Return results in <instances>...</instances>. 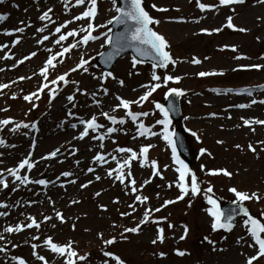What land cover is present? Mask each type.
<instances>
[{"label":"rangeland","instance_id":"1","mask_svg":"<svg viewBox=\"0 0 264 264\" xmlns=\"http://www.w3.org/2000/svg\"><path fill=\"white\" fill-rule=\"evenodd\" d=\"M142 3L159 21L151 26L167 41L166 50L174 63L154 69L138 62L133 67L128 54L116 62L109 76L93 62L108 46V21L117 14V0L115 5L112 0H97L95 17L82 19L75 17L89 7L87 0L80 5L76 0H0V16L4 17L0 20V85H6L0 87V121L10 118L9 124L0 125V140L4 141L0 145V179L7 184L0 185V213H5L0 215V249H4L0 264H19V259L25 264H67L68 260L73 264H246L256 255L259 246L248 231L250 223H244L248 217L237 218L229 230L213 231L214 218L208 209H216L207 197L217 204L238 201L229 191L232 188L255 193L256 197L241 202L264 224V125L255 123L264 121V2L221 5L219 0H200L213 6L203 11L196 0ZM45 12L48 18L41 20ZM228 17L232 28L227 27ZM89 23L96 26L91 34L99 39L78 43L87 34ZM57 27H61L60 33L55 31ZM20 28L23 31H16ZM70 31L76 35L56 42ZM13 40L18 42L13 45ZM70 45L76 46L59 55ZM49 56L55 57L54 66H49L41 79L40 70ZM81 60L87 63L78 68ZM254 64L262 67H250ZM153 71L161 78L171 75L180 79L166 84L161 79L162 86L147 100L139 101L147 86L157 82L151 79ZM201 72L210 74L198 75ZM64 74L65 81L52 83ZM44 84L47 88L40 91ZM170 88L180 89L183 95L178 96L179 120L168 115V132L173 141V128L182 131L192 157L190 165L176 152L173 158V143L163 138L164 125L156 123L163 119L156 104L164 106ZM32 93L38 98L26 101L24 97ZM117 97L137 103H130L128 109L117 108ZM128 112L148 115L133 121ZM92 117L100 127L89 129L80 138L84 131L80 121ZM244 120L250 123L245 125ZM141 123L148 129L144 135L140 134ZM110 127L115 131L108 133ZM142 146H150L144 155H140ZM118 148L137 154V159L121 170L130 173L124 183L115 179V173L108 175L131 155L118 152ZM201 148L206 150L203 154ZM57 149L56 155L50 156ZM97 154L104 160H94ZM26 158L33 167L18 168ZM152 161H156L158 174ZM179 161L196 175L201 189L196 196L189 192L180 200ZM14 168L21 178L27 176L28 182L21 184L8 172ZM221 169L231 175L211 174V170ZM64 172L70 175L63 176ZM42 177L45 184L34 183ZM185 179L190 184V175ZM82 184L87 186L82 188ZM208 187L211 193L204 191ZM137 196L148 199L137 201ZM166 200L175 202L162 207ZM146 210L148 222L140 224ZM56 212L62 214L63 221ZM32 219L38 226L29 228L26 225ZM138 224L137 232L125 231ZM16 225L20 231H5ZM158 229L163 230L164 239L153 244ZM260 235L264 238V233ZM181 236L185 238L181 240ZM49 238L57 245L70 246L76 256L69 257L67 249L64 254L53 252L45 243ZM108 240L113 243H105ZM177 250L185 255H177ZM253 264H264V257Z\"/></svg>","mask_w":264,"mask_h":264},{"label":"snow or ice","instance_id":"2","mask_svg":"<svg viewBox=\"0 0 264 264\" xmlns=\"http://www.w3.org/2000/svg\"><path fill=\"white\" fill-rule=\"evenodd\" d=\"M89 7L86 9V11H84L81 16L75 17V19H82L84 17H92L94 18L96 15V3L97 0H87ZM113 4L115 5L116 0H112ZM197 2V6L203 11L206 7H213V6H208L205 5L203 3H200V0H196ZM244 0H219V3L221 5H228V4H233V3H243ZM262 2H264V0H262ZM85 3V0H76V4L80 5ZM153 7H155V5H153ZM157 10H162V11H166V9H157ZM51 11V10H49ZM116 13L118 14L117 16H114L112 18V20H109L108 23H112L113 21H116L118 23H127L128 21L133 22L131 28L129 29V34L127 35L126 39L130 42H135V51L137 52V55L143 56V55H147L149 54V50L151 52V54H153L155 56V58L157 59L158 63H154L153 64V68H164L166 67L169 63H174V61L172 60L171 56L169 55V52L166 51L165 49L167 48V41L165 40V38L157 33L156 31L153 30L152 27H150V25L152 24H158L159 21L154 20L147 11H145L144 7L142 6V0H130L128 6L126 8H120V7H116L115 8ZM48 18V13L45 12L40 19L41 20H45ZM4 17L0 16V20H3ZM228 23H227V27L232 28L233 24L231 23V17H228ZM65 25H62L61 27H64ZM61 27H57L55 29V31L57 33H60L61 31ZM96 26H94L92 23L88 24V31L87 34L83 35L82 40L78 41V43H84L87 44L88 41L93 40V39H99V37H94L91 33L92 31H94V28ZM98 27H104V25H99ZM240 31H245L244 29H239ZM16 31H23L22 28L20 29H16ZM37 31H42V29H38ZM202 31H207V30H202ZM213 31H219V29H214ZM9 35L11 33H8ZM76 35L75 31H70L68 32L66 35H60L59 36V40H57L56 42L59 43L60 41H64L67 39L68 36H74ZM102 35H104L102 33ZM44 40H47L48 37L45 36L43 37ZM18 41L17 40H13L12 43L13 45H15ZM111 42V37L108 36L107 39L105 40V43H110ZM76 45H70L67 48L63 49L62 53H59V55H63V53H66L69 51V49L71 47H75ZM235 50V49H233ZM32 56H35L36 53H32ZM30 57H25L24 59H29ZM55 60L54 56H49V58L47 59V61L45 62V67L42 68L40 70V74L42 76L46 77L47 74V68L49 66H54L53 65V61ZM193 63H199L198 60L193 59L192 61ZM87 63V61L85 60H81L80 63L77 65L78 68H83V66ZM138 63V61L136 60V58H133V67L136 66V64ZM250 67L252 68H256V69H260L262 66L259 64H254L251 65ZM76 69H72V71H75ZM85 71L87 69H84ZM210 73H205V72H201L198 75L200 76H206L209 75ZM67 74L64 75H60L59 77H57L56 80H53L52 83L56 84L57 80L59 81H65V77ZM107 75H112L111 73H108ZM21 79H24V77H21ZM151 79L153 81H157L156 83L151 84L148 87V90L144 92V94L139 97V101H145L147 100L152 92H154L157 88H160L162 85L160 83L161 79H163L164 84H166L168 81H172V80H176L178 81L180 78L179 77H173L171 75H164L163 78H161L160 76L156 75L155 71L152 72V77ZM121 83H123L121 81ZM0 87H6V85H0ZM44 88H47V84H44L41 86L40 91H43ZM169 92L174 93L177 96H181L183 95V92L180 89L177 88H170ZM52 95V93H50V96ZM32 97H37V93H32L30 96H25L24 99L26 101H30L32 99ZM68 100H72L73 97L69 96L67 98ZM117 99L119 100V104L116 106L117 108L119 107H123L124 109H128L130 103H137V101H127L124 100L122 98L117 97ZM255 103V101H253ZM261 103H264V101H261ZM35 107V105H33ZM239 107H245V105H239ZM156 108H158L160 110V112L163 114V119L161 120H157L156 123L157 124H161L164 125V131H163V138L169 143L172 144V138L169 135L168 132V125L170 123L169 118H168V112L167 110L164 108L163 105H160L159 103L156 104ZM129 116L132 117L133 121L136 120L137 116H147L148 113L146 112H141V113H132V112H128L127 113ZM103 115H105L108 119H110L113 123H116V118L112 117V116H108L107 113H104ZM10 121L9 120H3L0 121V125H7L9 124ZM81 124L84 125V131H82L80 133V138H83L84 136H86L88 134L89 129H91L92 131H95L98 127H100V125H98L96 123V119L95 117H92L91 119L88 120H81L80 121ZM119 123H124L123 120H120ZM250 123V121L248 120H244V124L248 125ZM255 123L258 124H262L264 125V121H255ZM20 125H17V127H19ZM24 127H27V125H24ZM32 127H35V125L33 124ZM72 127H76L75 124L72 125ZM141 132V135H144L148 132V129L143 125V123H141L139 125ZM108 133H111L113 131H115V129L113 128H108L107 129ZM153 135H155V133H153ZM193 136L196 135V133H192ZM100 139H103V136L100 137ZM4 143L3 140H0V145H2ZM218 143H220L218 141ZM148 147L150 146H142L140 149V155H144L145 153H147L148 151ZM237 147H239V145H237ZM249 149L254 151L255 149L252 147V145H249ZM59 151L58 149L52 153H50V156H55L56 152ZM118 152L120 153H131V155H129L127 157V159H124L122 162H118L117 163V167L114 170H109L108 175L109 176H113V174L115 173V179L119 180L121 183H124L125 181V177L126 176H130V173H123L121 170L124 169L126 166H128L130 164V161L137 159V154L135 152H133L132 149H128V148H118L117 149ZM206 150L201 148L200 152L201 154H203ZM29 155H31V153H29ZM173 158L176 159L175 157V148L173 147ZM94 160L97 161H103L104 157L100 154H97L94 158ZM113 159H116V157H113ZM141 164H143V161H140ZM78 163V162H77ZM180 167L177 168V172H179V182L177 184V187L180 189V193L181 195L177 197L178 200L183 199V197L185 195H187L189 192L191 193L192 196H196L200 191V187H199V183L197 180V177L194 173H190V169L188 168V166L186 164H184L183 161H179ZM25 165H27V167L29 169H31L33 167V165L29 162V160L26 158L24 160H22L18 166V168H24ZM152 167H153V171L154 173L158 174L156 172V161H152ZM17 171L18 169H8V172L16 177L17 180L20 181L21 184L28 182V177L24 176L23 178H21L20 176L17 175ZM89 172H92L93 169L89 168L88 169ZM218 172H223L224 175L226 176H230L231 173L227 172L226 170H211V174H217ZM63 176H69L70 173L68 172H64L62 173ZM190 175V184L186 183V177H188ZM97 180L100 179L99 176L96 177ZM149 181H145V183H148ZM34 183L37 184H45L46 181L44 180H36L34 181ZM89 183H91V181H89ZM131 184L135 185V180H131ZM0 185H3L4 187H7V184L5 183V181L3 179H0ZM86 184H82L81 187H86ZM15 190V189H14ZM132 191H135V188H132ZM206 193H211L212 192V188L208 187L206 190H204ZM229 191L235 193L236 199L238 201H245V200H249L252 199L254 197H256L255 193H252L251 195L238 191L235 188L229 189ZM96 195H99V193H97ZM258 198V197H257ZM148 198L147 197H141V196H137L136 200L137 201H146ZM208 199V203L210 205L213 206V208H215L216 210L213 211L212 208L208 209L210 215L213 216V223L211 225L213 231L217 230L218 228H223L226 230H229L232 227L231 221H232V217L228 216L224 219V221H222V217L223 214L219 211L218 208H216V201L214 199H212L211 196L207 197ZM175 201H170V200H166L164 202L163 206H166L168 204L174 203ZM3 206V205H0ZM129 207H132L131 205ZM155 211H159V209H156ZM240 211L248 217L247 220L244 221V223L247 225L250 223V227L248 228V231L251 233V237L254 240L255 244L259 246L258 251L256 253V255L251 256L247 261L246 264H253V261H256L258 258L260 257H264V238L261 237V233H264V224L260 223L257 219L253 218L252 216L249 215L248 211L244 208H240ZM0 215H5V213H0ZM122 215H128V213H122ZM150 213L146 210L143 216V219L140 221V224H145L146 222H148V218H149ZM56 216L57 218H60L61 221H63V217L62 214L60 212H56ZM45 219H49L48 217H45ZM140 224L136 225V227H133L131 229H125V231L127 232H137L140 228ZM33 225H37V222L35 219H32V222L28 225H26L27 227H32ZM169 227H171V225H169ZM21 227L20 225H16L15 228L12 227H8L5 229V231L7 232H13V231H20ZM158 235H157V239L153 240L152 243L155 244L157 242V240H159L160 242H163V235H162V229H158ZM187 228H185V234L187 233ZM3 237H0V239H2ZM185 237L181 236L180 239L183 240ZM207 239V237L205 238ZM46 244L50 245L51 250L53 252H58L61 254L65 253V250L67 249V255L69 257L72 256H76V253L74 251H72L71 247L66 245V246H60L57 245L56 243H53L51 238H49L48 240L45 241ZM105 243L107 244H111L113 243V240H108ZM35 247V246H34ZM4 249H0V251H3ZM35 255V253H33ZM106 255H108V253H106ZM161 256L164 255V253H160ZM177 255L183 256L185 255V252L177 250ZM38 259L43 260L44 257H38ZM81 259H83L81 257ZM19 264H25V262L23 261V259H19ZM67 264H73V262L71 260L67 261Z\"/></svg>","mask_w":264,"mask_h":264},{"label":"water","instance_id":"3","mask_svg":"<svg viewBox=\"0 0 264 264\" xmlns=\"http://www.w3.org/2000/svg\"><path fill=\"white\" fill-rule=\"evenodd\" d=\"M130 0H119V7L126 8L129 4ZM131 21L127 23H118L113 21L110 26L113 30L111 33V42L109 43V47L106 51L99 54L98 58L95 61V66L102 67L104 70L109 72L111 68L114 66L116 61L126 54H131V56L136 58L139 62H148L152 65L154 63H158L157 59L153 54H151L149 50V54L147 55H137L135 51V42H130L126 39L127 35L129 34V29L132 26ZM166 110L170 113L172 118L177 121L180 118V106L177 95L174 93H170L167 96V103L165 106ZM175 136V144L178 148L180 154L188 161L191 162V158L188 152V147L184 136L181 131L178 129L174 130ZM244 208L250 214V211L240 203L236 202H223L218 205L220 212L223 214L222 221L228 216H231L233 219L231 223L236 220L239 216L244 215L240 208Z\"/></svg>","mask_w":264,"mask_h":264},{"label":"bare ground","instance_id":"4","mask_svg":"<svg viewBox=\"0 0 264 264\" xmlns=\"http://www.w3.org/2000/svg\"><path fill=\"white\" fill-rule=\"evenodd\" d=\"M240 104H236V106H239Z\"/></svg>","mask_w":264,"mask_h":264}]
</instances>
